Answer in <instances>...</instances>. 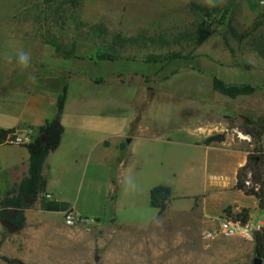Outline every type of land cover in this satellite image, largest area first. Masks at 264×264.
<instances>
[{
    "label": "crops",
    "instance_id": "1",
    "mask_svg": "<svg viewBox=\"0 0 264 264\" xmlns=\"http://www.w3.org/2000/svg\"><path fill=\"white\" fill-rule=\"evenodd\" d=\"M3 52L0 128L37 132L53 117L64 86L55 93L49 80L65 78L27 55L33 50L24 44L6 45ZM45 92L55 96L48 98ZM78 101L69 116L66 92L60 116L63 131L41 167L45 189L24 209L21 228L7 232L0 224V255L21 261L46 258L53 264L93 258L96 264L246 263V254L254 247L252 232L264 226V216L252 218V212L260 209L257 199L234 187L236 169L251 147L249 136L225 129L216 132H225L223 141L205 144L212 133H203L183 143L193 149L188 158L178 159L180 163L167 171L162 168L165 177L154 181L135 159L134 135L103 126L86 128L85 98L79 96ZM228 157L234 158L230 164L224 162ZM28 169L25 146L0 143V201ZM157 184L170 187L162 213L149 196ZM227 207L249 208L251 235L205 239L203 232L218 225ZM64 211L74 216L72 224L65 223Z\"/></svg>",
    "mask_w": 264,
    "mask_h": 264
},
{
    "label": "rangeland",
    "instance_id": "2",
    "mask_svg": "<svg viewBox=\"0 0 264 264\" xmlns=\"http://www.w3.org/2000/svg\"><path fill=\"white\" fill-rule=\"evenodd\" d=\"M192 4L207 12L192 10ZM99 22L123 35L144 30L169 39L200 30L206 38L198 45L183 40L179 45L131 47L118 60L106 61L96 57L101 42L89 28ZM51 40L70 54L56 51ZM13 43L32 49L27 55L64 76L48 85L55 93L67 85L69 116L83 96L86 128L103 126L134 135L135 159L154 181L165 177L163 169L188 158L193 149L183 143L203 133H242L240 127L248 121L264 127V59L254 51L256 45L264 48V0H82L76 8L65 0H0V56ZM170 52L179 57L167 59ZM149 54H160V60L149 61ZM214 78L247 84L253 91L231 98L213 89ZM54 92L45 95L52 98ZM252 214L260 219L264 210ZM254 258L248 251L241 264H254ZM23 262L53 264L46 258ZM0 264L13 263L0 259ZM258 264H264V257Z\"/></svg>",
    "mask_w": 264,
    "mask_h": 264
},
{
    "label": "trees",
    "instance_id": "3",
    "mask_svg": "<svg viewBox=\"0 0 264 264\" xmlns=\"http://www.w3.org/2000/svg\"><path fill=\"white\" fill-rule=\"evenodd\" d=\"M51 1V0H49ZM53 1V0H52ZM82 0H65L71 7L76 8ZM192 10L207 12V8L198 4H192ZM91 32L100 39V46L96 49V57L100 60L116 61L121 58V53L131 47H164L170 45H179L181 41H191L194 45L200 44L205 38L206 33L197 30L193 34H186L188 31L178 32L168 38L161 35H147L144 30H139L133 35H123L116 31H108L103 23H95L89 26ZM233 34L235 29L229 25L228 28ZM55 46L56 51L64 53L54 41H50ZM73 50V49H72ZM257 55L264 59V48L254 46ZM178 52H170L166 58L176 59ZM149 61H159L160 54L147 55ZM212 87L214 90L227 95L231 98L248 94L253 91V87L247 84L233 85L226 84L220 79L214 78ZM66 86L64 85L56 99V110L53 117L43 126L37 128L36 136L27 143H19L27 148L29 153V169L27 175L16 183L11 189L7 190L0 201V219L5 218L21 228L25 221L24 209L32 205L38 196L44 191L46 178L41 174L42 164L47 154L55 149L59 143L63 127L60 122V116L63 109V103L66 96ZM240 131L249 136L251 147L246 154L245 162L238 166L235 172L234 187L245 195H252L257 199L258 207L264 209V145L262 137L264 127L257 126L251 122H246L240 127ZM16 130L14 128H0V143H14L13 136ZM46 135L47 139H41ZM225 139V132L214 133L204 139V143L221 142ZM151 204L157 208L158 213H162L166 208L170 197V187L163 184H157L151 187L149 191ZM227 213L230 207L225 208ZM235 218L242 223L250 219L249 208L241 207L234 213ZM254 240L253 254L255 257H264V226H260L252 232ZM0 259L13 264H27L17 258L0 255Z\"/></svg>",
    "mask_w": 264,
    "mask_h": 264
},
{
    "label": "built area",
    "instance_id": "4",
    "mask_svg": "<svg viewBox=\"0 0 264 264\" xmlns=\"http://www.w3.org/2000/svg\"><path fill=\"white\" fill-rule=\"evenodd\" d=\"M36 134V130L32 128L27 129L25 132L16 131L12 138V142H14V144L27 143L30 142ZM44 197L51 198L50 194L48 193H45ZM238 210L239 209L233 211L230 208L229 213L224 211L218 220V225L213 229L204 231L202 236L205 239L213 238L216 236H237L241 238L249 237L251 235V227L248 225V222L242 223L234 216V213ZM64 220L66 224H72L75 221V218L69 211H64Z\"/></svg>",
    "mask_w": 264,
    "mask_h": 264
},
{
    "label": "water",
    "instance_id": "5",
    "mask_svg": "<svg viewBox=\"0 0 264 264\" xmlns=\"http://www.w3.org/2000/svg\"><path fill=\"white\" fill-rule=\"evenodd\" d=\"M41 139L45 141L47 139V136L42 135ZM0 224L6 229L7 232H13L18 228L16 224L5 218L0 219ZM258 262H259V258L255 257L254 264H258Z\"/></svg>",
    "mask_w": 264,
    "mask_h": 264
}]
</instances>
